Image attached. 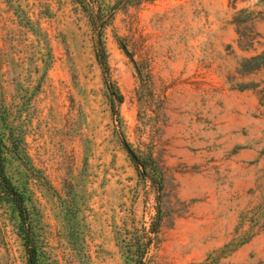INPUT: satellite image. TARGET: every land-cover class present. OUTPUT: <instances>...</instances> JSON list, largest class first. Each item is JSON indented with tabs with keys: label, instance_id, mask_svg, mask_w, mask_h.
<instances>
[{
	"label": "rangeland",
	"instance_id": "obj_1",
	"mask_svg": "<svg viewBox=\"0 0 264 264\" xmlns=\"http://www.w3.org/2000/svg\"><path fill=\"white\" fill-rule=\"evenodd\" d=\"M97 39L74 0H0V107L24 154L7 172L41 264H125L143 231L146 264H264V0L118 8L106 73ZM16 224L1 203L0 264H26Z\"/></svg>",
	"mask_w": 264,
	"mask_h": 264
},
{
	"label": "trees",
	"instance_id": "obj_2",
	"mask_svg": "<svg viewBox=\"0 0 264 264\" xmlns=\"http://www.w3.org/2000/svg\"><path fill=\"white\" fill-rule=\"evenodd\" d=\"M74 1L79 4L86 13L89 23L97 35L96 57L103 72L106 73V56L101 39L103 29L111 22L116 9L124 7L135 1L139 2L140 0ZM256 59L257 57H252L243 60L241 67L245 68L247 71L257 69L260 66H254L255 64H253ZM105 83L108 90L111 110L117 114L116 105L122 101V95L115 84L107 82L106 79ZM21 144V135L16 132L15 127L9 121L7 111L0 107V204H7L17 219V234L20 237L25 250L26 264H41V252L37 245L35 227L26 204L28 195L26 194L25 188L17 186L7 172V164L11 158H23L24 154ZM123 145L131 157L137 172L141 178H145V176L148 175L146 162L140 160V158L134 154V151L128 142L123 141ZM152 229L153 227H151V232L153 231ZM151 239L152 238L149 236V233L144 231L140 236H135V238L132 239L134 242H130L129 244V247H134V250H132V248L126 249L127 260L125 264H146L144 256L147 245L150 243Z\"/></svg>",
	"mask_w": 264,
	"mask_h": 264
}]
</instances>
